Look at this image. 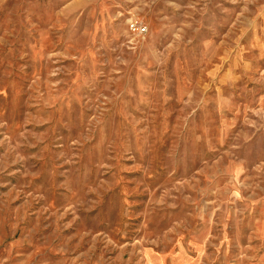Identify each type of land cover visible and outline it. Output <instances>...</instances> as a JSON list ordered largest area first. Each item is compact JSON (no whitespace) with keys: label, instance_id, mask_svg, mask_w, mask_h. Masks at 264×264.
Masks as SVG:
<instances>
[{"label":"rangeland","instance_id":"374dc122","mask_svg":"<svg viewBox=\"0 0 264 264\" xmlns=\"http://www.w3.org/2000/svg\"><path fill=\"white\" fill-rule=\"evenodd\" d=\"M0 264H264V0H0Z\"/></svg>","mask_w":264,"mask_h":264},{"label":"built area","instance_id":"2783aa9c","mask_svg":"<svg viewBox=\"0 0 264 264\" xmlns=\"http://www.w3.org/2000/svg\"><path fill=\"white\" fill-rule=\"evenodd\" d=\"M138 31H139L140 33H142L143 31H145V27H144V26H140V27H138Z\"/></svg>","mask_w":264,"mask_h":264}]
</instances>
